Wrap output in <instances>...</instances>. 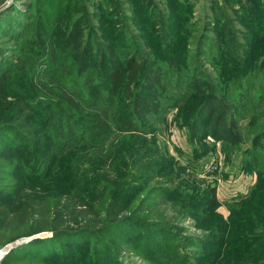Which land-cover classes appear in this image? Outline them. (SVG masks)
<instances>
[{
  "label": "rangeland",
  "instance_id": "1",
  "mask_svg": "<svg viewBox=\"0 0 264 264\" xmlns=\"http://www.w3.org/2000/svg\"><path fill=\"white\" fill-rule=\"evenodd\" d=\"M74 8L83 9L85 27H72L79 15ZM37 22L46 53H55L52 65L48 58L38 69L39 79L61 73L62 57L69 56L71 90L84 97L100 85L104 99L111 98L108 112L121 114L124 93L142 88L155 106L139 117L140 131H116L111 138L125 151L154 153L133 167L142 177L133 183V209L119 215L116 235H104L99 246L83 229L68 230L62 239L51 230L18 234L16 220L6 225L9 187L26 183L38 193L58 186L60 179L43 177L37 162L48 158L47 169L56 173L60 159L37 139L36 124L26 137L32 161L18 166V154L5 147L19 141L10 133L18 121L0 119V167L6 172L0 173V264H254V256L264 264V142L253 140L264 130V0H0V90L14 67L38 56ZM68 33L73 37L63 42ZM79 33L80 40L88 35L93 49L83 52V43L74 48ZM131 59L144 66L142 84L119 79L112 95L114 70ZM147 70L157 80L151 91ZM13 100L0 92V114ZM219 111L223 119L217 121ZM38 142L45 156L38 155ZM209 187L215 188V207Z\"/></svg>",
  "mask_w": 264,
  "mask_h": 264
},
{
  "label": "trees",
  "instance_id": "2",
  "mask_svg": "<svg viewBox=\"0 0 264 264\" xmlns=\"http://www.w3.org/2000/svg\"><path fill=\"white\" fill-rule=\"evenodd\" d=\"M72 12L79 14L72 22V27L79 29L85 27L86 15L83 9L74 8ZM117 24L118 20H115L113 26H117ZM39 29L40 23L37 22L34 29V40L37 41L38 56H28L26 64L24 61L20 66L14 67L11 70L14 71V76L8 79L4 90H0L5 99H14L9 106L7 101L4 102L0 119L12 117L18 121L10 133L15 137L18 136L19 141H10L5 145L6 148L18 154L21 159L18 166H22L30 159L32 161L30 155L32 143L26 137L32 133V126L36 128L37 124L40 134V138L37 136V139L44 143L48 151H58L54 155V159H60L59 163L55 165L56 173L47 169V166L50 167L49 163H52L48 158H40L37 163L40 162L42 170L38 169L42 172L43 177L57 178L60 181L58 186L49 190L43 186L38 193L37 190H29L30 186L27 187L26 183L17 184L18 182H16L9 187L6 201L9 206L11 205V208L9 207L7 215L10 214V218L6 225L16 220L19 227L18 234L24 232L25 235H31L41 230H51L54 234L53 237L60 239L67 235L66 231L68 230L83 229L94 244L98 243L96 245L99 246L103 241L101 237L104 235H116L115 231L120 223L119 215L125 210L133 209V199L137 190V186L133 183L136 180H142L141 176L132 171L133 167H137L140 161L154 153L144 151L137 154L133 148L125 151L119 148L118 144L112 143L116 140L112 139L111 135L116 134V131L126 134L139 132V117L153 109L155 104H151L141 95V88L136 93L127 91L123 95L125 101L123 103L130 111L125 109L123 114L117 111L108 112L111 98L104 99L99 90L100 85L90 87L88 93L90 95L84 97L71 90L70 85L74 82L68 77L71 78L69 74L72 70L73 60L69 56L62 57L65 64L63 66V61L61 62V73L50 75L52 78L50 80L39 79L38 69L42 68L48 58L47 61L52 65L55 58V56L53 57L55 53H46V40L42 30ZM89 32L91 31L89 30ZM80 36L79 33L74 48L83 43V52H86V47H89L90 50L93 49V44L91 45L89 39H86L88 35L83 40L79 39ZM72 37L73 34L68 33L64 36L63 42H68ZM103 52L100 51V53ZM120 65L119 70H114L115 80L113 83L116 88L112 95L120 89L119 79L124 81L128 78L131 83L137 81L138 86L144 80L140 78V70L144 67L143 65L135 63L132 59ZM84 66L83 63L79 64L80 69H84ZM144 76L147 81H150L146 88L151 91L150 87H153L151 83L157 84L155 75L148 73L147 70ZM25 79L27 80L26 84L23 81ZM30 82L36 85L32 89L26 87ZM51 83L54 86L49 88L48 84ZM94 87L97 89L96 91ZM100 106L102 110L99 111L97 108ZM38 107H43L44 110L39 111ZM215 119L217 121L223 119L222 111L216 114ZM39 121L41 122L40 126ZM197 122L198 120L190 124V132L197 127ZM79 124L83 128H80ZM77 127L80 129L79 132H77ZM20 129L26 131V136H22V133L19 132ZM253 140L254 145H257L259 140L264 142V130L258 132ZM37 144L38 155L45 156L40 143ZM131 145H134V142H131ZM261 146L264 147V143H261ZM2 156L8 158L12 154L4 153ZM172 159L175 160L173 157ZM146 167L148 168L149 165L138 167L139 172H144ZM22 170H24L23 167L20 171ZM9 171L13 173V170ZM0 173H6L5 168L0 167ZM28 174L33 175L34 173L23 175L29 177ZM20 177V179L23 178V176ZM23 188L27 191L24 192ZM208 192L211 194L208 199L211 207L217 206L215 188L209 187ZM95 202L100 204H95ZM104 204H106L105 207L100 206ZM172 206L175 208L177 205L173 204ZM126 218H132V216ZM259 260L254 256V264H262Z\"/></svg>",
  "mask_w": 264,
  "mask_h": 264
}]
</instances>
